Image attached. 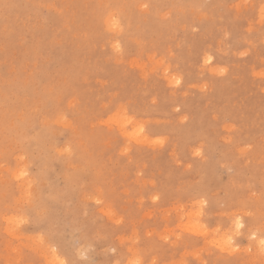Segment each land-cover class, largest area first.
Wrapping results in <instances>:
<instances>
[{"label":"rangeland","instance_id":"rangeland-1","mask_svg":"<svg viewBox=\"0 0 264 264\" xmlns=\"http://www.w3.org/2000/svg\"><path fill=\"white\" fill-rule=\"evenodd\" d=\"M262 242L264 0H0V264Z\"/></svg>","mask_w":264,"mask_h":264},{"label":"bare ground","instance_id":"bare-ground-1","mask_svg":"<svg viewBox=\"0 0 264 264\" xmlns=\"http://www.w3.org/2000/svg\"><path fill=\"white\" fill-rule=\"evenodd\" d=\"M259 10H260V9H259ZM29 12H30V11H29ZM259 12H260V11H259ZM110 15H111V14H110ZM108 16H109V15H108ZM106 20H107V19H106ZM106 20H105V22H106ZM108 20H110V21H108ZM108 20H107L106 23H107V24L111 23L112 19H109V18H108ZM113 22H115V21L113 20ZM113 22L111 23L112 25H113ZM118 23H120V22H118ZM107 24H105V26H106ZM109 25H110V24H109ZM110 26H111V25H110ZM115 26H116V25H115ZM106 27L108 28L109 26H106ZM104 29H105V28H104ZM117 29H118V28H117ZM113 31H114V30H113ZM258 31H259V30H258ZM115 46H116V45H115ZM211 58H212V57H211ZM211 58H210V59H211ZM209 62H210V61H208V63H209ZM132 63H133V62H132ZM161 64H162V63H161ZM203 64H204V62H203ZM159 65H160V64H159ZM157 66H158V65H157ZM157 66H156V67H157ZM161 66H162V65H161ZM161 66H160V67H161ZM163 66H164V65H163ZM154 67H155V66H154ZM217 67H218V66H217ZM216 72H217V70H216ZM219 72H221V70H220ZM165 74H166V73H165ZM215 74H216V73H215ZM219 74H220V73H219ZM219 74H218V75H219ZM220 75H221V74H220ZM180 76H181V75H180ZM163 77H164V76H163ZM175 78H176V77H175ZM178 80H179V78H178ZM179 82H180V81H179ZM178 84H179V83H178ZM169 86H170V85H169ZM172 86H173V85H172ZM175 86H176V85H175ZM121 111H122V110H121ZM123 111H124V110H123ZM123 111H122V112H123ZM125 112H126V111H125ZM116 117H117V115H116ZM126 117H127V116H126ZM114 119H115V118H114ZM118 120H119V119H118ZM118 120H117V122L113 120V122H116V123L118 124ZM132 121H133V119H132ZM135 121H136V120H134L133 122H135ZM119 122H120V120H119ZM122 122H123V120H121L120 123H122ZM129 122H130V124H131V121H129ZM137 122H138V121H136L135 123H137ZM138 123H139V122H138ZM117 124H116V125H117ZM127 124H128V123H127ZM141 124H142V123H141ZM136 125H137V124H136ZM145 125H146V124H145ZM118 126H119V125H118ZM121 126L124 127V124H121ZM139 126H141V125H139ZM139 126H138V127H139ZM119 127H120V126H119ZM131 128H132V127H131ZM122 129H123V128H122ZM141 129H142V127H141ZM125 130H126V129H125ZM130 130H131V129H130ZM142 130H143V129H142ZM144 130H145V129H144ZM144 130H143V132H144ZM128 131H129V130H128ZM129 132H130V131H129ZM122 133H124L123 130H122ZM145 133H146V132H145ZM142 134H143V133H142ZM142 134H141V135H142ZM124 136H125V135H124ZM138 136H139V134H138ZM142 136H143V135H142ZM142 136H141V137H142ZM148 136H149V134H148ZM148 136H147V137H148ZM127 137H128V136H127ZM127 137H126V138H127ZM130 137H131V136H130ZM147 137H146V138H147ZM153 138H154V137H153ZM148 139H149V138H148ZM131 141H132V140H131ZM132 142H133V141H132ZM163 142H164V141H163ZM138 144H139V143H138ZM143 145H144V144H143ZM145 146H146V145H145ZM153 146H155V145H153ZM155 147H156V146H155ZM186 151H187V150H186ZM47 188H48V187H47ZM56 195H57V194H56ZM145 214H146V213H145ZM192 216H193V215H192ZM5 217H6V216H5ZM194 218H196V216H195ZM196 219H197V218H196ZM196 219H195V220H196ZM188 221H189V220H188ZM234 222H235V221H234ZM238 222H239V221H238ZM241 222H242V221H241ZM191 223H193V222H191ZM234 224H235V223H234ZM192 225L194 226L195 224H192ZM243 225H244V224H243ZM183 227H185V226H183ZM189 227H190V226H189ZM239 227H241V226H239ZM242 227H244V226H242ZM242 227H241V228H242ZM185 228H187V227H185ZM198 228L200 229V225H199ZM203 228H204V227H203ZM4 229H5V228H4ZM193 229H194V228H193ZM195 229L197 230L196 227H195ZM235 229H236V228L234 227V230H235ZM239 229H240V228H239ZM203 230H204V229H203ZM237 230H238V229H237ZM186 231H187V230H186ZM197 231H198V230H197ZM187 232H188V231H187ZM204 232H205V231H204ZM191 233H193V231H191ZM198 234H199V233H198ZM251 234L253 235L254 233H251ZM170 235H171V234H170ZM225 237H226V236H225ZM16 238H17V237H16ZM222 238H223V237H222ZM227 238H228V237H227ZM220 239H221V238H220ZM220 239H219V240H220ZM215 240H216V239H215ZM225 240L227 241L228 239H225ZM229 240H230V239H229ZM226 241H225V242H226ZM259 241H261V240H259ZM262 241H263V239H262ZM218 242H219V241H218ZM225 242H224V243H225ZM257 244H259V243L257 242ZM41 245H42V244H41ZM228 245H230V244H228ZM261 245H262V244H261ZM222 246H223V243H222ZM263 247H264V246H263ZM227 249H228V248H227ZM259 249H260V248H259ZM261 249H262V247H261ZM263 249H264V248H263ZM46 250H47V249H46ZM225 250H226V247H225ZM131 253H132V252H131ZM135 255H136V254H135ZM135 255H134V257H135ZM55 257H56V256H55ZM192 257H193V256H192ZM56 259H57V258H56ZM136 259H137V258H136ZM56 261H57V260H56ZM137 262H139V261H137ZM140 262H141V261H140ZM140 262H139V263H140ZM54 263H55V262H54ZM131 263H132V261H131ZM135 263H136V262H135ZM178 263H179V262H178ZM26 264H27V263H26ZM172 264H173V263H172ZM179 264H180V263H179Z\"/></svg>","mask_w":264,"mask_h":264},{"label":"snow or ice","instance_id":"snow-or-ice-1","mask_svg":"<svg viewBox=\"0 0 264 264\" xmlns=\"http://www.w3.org/2000/svg\"><path fill=\"white\" fill-rule=\"evenodd\" d=\"M113 27H115V24H113ZM177 82H178V81H177ZM21 174H23V173H21ZM199 203L203 204L204 201H200ZM198 214H199V213H198ZM226 243H227V244H230V240H227ZM235 250H236V249H231V251H235Z\"/></svg>","mask_w":264,"mask_h":264},{"label":"clouds","instance_id":"clouds-1","mask_svg":"<svg viewBox=\"0 0 264 264\" xmlns=\"http://www.w3.org/2000/svg\"><path fill=\"white\" fill-rule=\"evenodd\" d=\"M262 243H264V242H262Z\"/></svg>","mask_w":264,"mask_h":264}]
</instances>
